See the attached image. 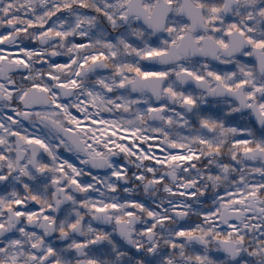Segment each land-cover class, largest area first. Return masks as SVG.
Listing matches in <instances>:
<instances>
[{"label": "snow or ice", "instance_id": "snow-or-ice-1", "mask_svg": "<svg viewBox=\"0 0 264 264\" xmlns=\"http://www.w3.org/2000/svg\"><path fill=\"white\" fill-rule=\"evenodd\" d=\"M0 28V264H264V0H0Z\"/></svg>", "mask_w": 264, "mask_h": 264}, {"label": "flooded vegetation", "instance_id": "flooded-vegetation-1", "mask_svg": "<svg viewBox=\"0 0 264 264\" xmlns=\"http://www.w3.org/2000/svg\"><path fill=\"white\" fill-rule=\"evenodd\" d=\"M0 34H2V28H0ZM77 40H79V38H77ZM22 44L25 45V46H35L36 42L35 41H32L30 38L29 39H26V40H23L22 41ZM0 47H4V42L3 41H0ZM54 62H61L60 60H57L55 57L52 58ZM209 64L213 67V68H219L220 70L222 71H230L232 70V67H234V65H228V64H223L221 63L220 61H217V60H214V59H209ZM246 62L249 63V64H253L254 63V58H251V59H246ZM142 63L144 64H147L148 62L146 61H142ZM46 65L43 64V62L39 63L36 65V67H45ZM48 79V78H46ZM128 96L130 97H133L135 95H137V93H134V92H131V90L127 93ZM150 95V94H149ZM62 101L64 102H67L70 97H62L61 98ZM153 103H158L157 101H153ZM138 107H144L146 108L147 106L146 105H143V102H138ZM55 107V106H53ZM179 107V106H177ZM71 111L73 112L74 115H79V113L76 111V109H71ZM121 113V110L119 109H116L115 110V113L114 114H111V113H103L104 116H107L109 119H112V118H116L117 115H119ZM23 119V118H21ZM24 123V126L28 128L29 132H37L39 131V129L42 127L40 125H37L35 128H33L32 126H30L28 124V121L27 120H24L23 121ZM89 126H92L95 124V117H93L92 120H90L88 122ZM66 126H70V125H66ZM97 127H99L98 125H96ZM53 135H55V133H53ZM53 143H59V141L57 140H53L52 141ZM57 153L59 156H61L63 159H67L70 163H73L75 166L77 167H80V159H77V156H80V158L82 159V155L80 153H77L75 151H67L63 146L59 147L57 149ZM157 154L158 155H162V153L159 152V150H157ZM223 162V161H222ZM153 163H155V161H153ZM88 171H93V174H99L100 176H103L105 173L103 170H92L88 167L85 168V179H90V177H87V172ZM0 183H3V182H0ZM142 189L140 192L138 193H133L132 195L136 198H140L142 199Z\"/></svg>", "mask_w": 264, "mask_h": 264}]
</instances>
